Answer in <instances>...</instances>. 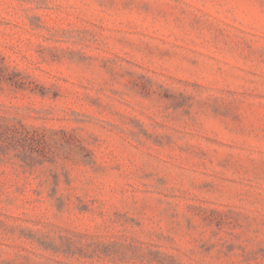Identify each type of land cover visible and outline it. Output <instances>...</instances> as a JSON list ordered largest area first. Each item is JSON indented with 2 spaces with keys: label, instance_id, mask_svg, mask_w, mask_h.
Returning <instances> with one entry per match:
<instances>
[{
  "label": "rangeland",
  "instance_id": "rangeland-1",
  "mask_svg": "<svg viewBox=\"0 0 264 264\" xmlns=\"http://www.w3.org/2000/svg\"><path fill=\"white\" fill-rule=\"evenodd\" d=\"M0 264H264V0H0Z\"/></svg>",
  "mask_w": 264,
  "mask_h": 264
}]
</instances>
